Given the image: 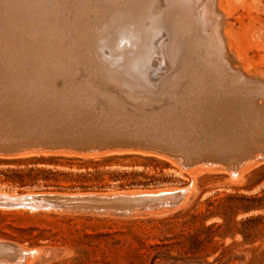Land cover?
Masks as SVG:
<instances>
[{
	"label": "rangeland",
	"instance_id": "1",
	"mask_svg": "<svg viewBox=\"0 0 264 264\" xmlns=\"http://www.w3.org/2000/svg\"><path fill=\"white\" fill-rule=\"evenodd\" d=\"M146 1L0 0V117L23 136L15 138L10 150H0L5 151L0 152V195L28 201L27 195L38 194L187 188L177 206L129 214L5 204L0 207V240L16 243L31 256L18 264H264V137L240 156L222 130L206 124L204 117L186 119L190 115L183 114L195 90L207 89L203 60H211L213 45L221 48L222 41L213 32L208 41L204 26L196 32L176 28L159 49L156 33L165 28L148 31L153 27ZM215 8L237 75L226 63L222 67L239 86L264 91V0H215ZM109 31L114 37L119 31L123 38L117 54L124 65L135 59L146 38V57L154 63L156 54L169 63L168 54L180 52L160 89L147 93L153 97L118 81L121 74L110 65L116 59L102 53L108 49ZM198 121L200 131L190 124ZM130 133L170 140L187 151L208 147L214 154H200L185 164L179 156L145 151L75 152L101 144L79 147L68 141ZM29 168L56 173L45 178Z\"/></svg>",
	"mask_w": 264,
	"mask_h": 264
},
{
	"label": "bare ground",
	"instance_id": "2",
	"mask_svg": "<svg viewBox=\"0 0 264 264\" xmlns=\"http://www.w3.org/2000/svg\"><path fill=\"white\" fill-rule=\"evenodd\" d=\"M3 1V0H2ZM21 1V0H20ZM75 1V0H74ZM145 1V0H144ZM15 2V0H14ZM34 2V1H33ZM40 2V1H39ZM140 2V0H139ZM9 3V2H8ZM23 3V1H22ZM100 3V2H99ZM138 3V2H137ZM148 9L149 10V21L150 26L152 25L153 29L150 27L148 31L150 33L154 32L153 30L155 28H165L161 31L157 32L156 35L159 37L157 44L159 45V49L161 48L162 44L167 45V36H170L171 29H178L181 28L183 30H196L202 29L203 27V34L205 33V38L210 41L212 37V32L214 36H216L218 39H220L221 42V48L220 46L213 45V53L211 54L213 57L208 59V61H204L203 65V73L202 75L206 76V78H209L210 81L208 82L205 80L206 84V90L196 89L195 93L196 95L189 97L188 104L191 105L190 107H187L184 109L183 114L190 115V117H186V119L194 118V119H200L201 117H204L206 119V124H211L212 127H214L216 130H222L224 132V136L226 137V140H229L228 144H233V146L238 147L236 151H238L240 156L247 154V147L249 145L254 146L253 144L257 140V138H263L264 137V91L261 89H256V87H249L244 88L242 86H239L235 81L234 77L237 75L238 69L236 67H233L232 61L233 57L228 52L227 44H225L224 36L222 33L221 28V15L215 8V0H147L146 1ZM10 4H12L10 2ZM9 4V5H10ZM105 4V3H104ZM2 5V3H0ZM13 5V4H12ZM28 5V4H27ZM47 5V4H46ZM45 5V6H46ZM100 5V4H99ZM139 5V4H138ZM137 5V6H138ZM143 5V4H142ZM103 6V5H102ZM7 7V5H6ZM9 7V6H8ZM7 7V8H8ZM15 7V6H14ZM13 8V7H12ZM11 8V9H12ZM19 8V7H18ZM37 9V8H36ZM145 9V8H144ZM147 9V8H146ZM2 10V9H1ZM5 10V9H4ZM8 10V9H7ZM38 10V9H37ZM11 11V10H9ZM115 11V10H114ZM132 11V10H131ZM134 11V10H133ZM136 11V10H135ZM143 11V10H142ZM1 12V11H0ZM3 12V11H2ZM19 12V11H18ZM17 12V13H18ZM4 13V12H3ZM8 13V12H7ZM16 13V14H17ZM145 13V12H144ZM1 14V13H0ZM48 14V13H47ZM119 14V12H118ZM123 14V13H122ZM8 15V14H6ZM10 15V14H9ZM76 15V14H75ZM80 15V14H79ZM195 15V19H193L192 16ZM78 16V15H76ZM106 16V15H105ZM8 17V16H7ZM108 17V16H107ZM116 17V15H115ZM135 17V16H134ZM197 17V18H196ZM3 18H6V16ZM2 18V20H3ZM16 18V16H15ZM29 18V17H28ZM129 18V17H128ZM184 18V19H183ZM189 18V19H186ZM1 19V16H0ZM101 19V18H100ZM181 19L182 21H180ZM1 20V21H2ZM77 20V19H76ZM124 20V19H123ZM193 20V22H192ZM8 21V18H7ZM10 21V20H9ZM80 21V20H79ZM107 21V20H106ZM129 21V20H128ZM29 22V21H28ZM115 22V21H114ZM191 22L193 24H191ZM8 23V22H7ZM17 23V22H15ZM141 23V22H140ZM223 23V22H222ZM13 24V23H12ZM11 24V25H12ZM21 24V23H20ZM79 24V22H78ZM29 25V23H28ZM3 26V25H2ZM32 26V24H31ZM38 26V25H36ZM77 26V25H76ZM127 26V25H126ZM223 26V25H222ZM21 27V26H20ZM26 27V26H25ZM7 28V27H5ZM27 28V27H26ZM209 28V30H208ZM11 29V28H10ZM22 30V28H20ZM19 29V30H20ZM30 29V28H29ZM40 29V28H39ZM113 29V28H112ZM5 30V29H4ZM31 30V29H30ZM29 30V31H30ZM36 30V29H35ZM41 30V29H40ZM39 30V34H40ZM47 30V29H46ZM80 30V29H79ZM99 30V29H98ZM140 30V29H139ZM33 31V30H32ZM101 31V30H100ZM123 31V30H122ZM127 31V30H126ZM138 31V30H137ZM10 32V31H9ZM31 32V31H30ZM36 32V31H35ZM45 32V31H44ZM53 32V31H52ZM111 32L109 37L105 40L106 48L105 51L102 53L106 54L110 61L115 58L116 62L117 60H120L119 57L122 54L119 53L117 46L119 44V40L121 41L123 38L118 37L117 35L114 37L113 31ZM141 32V31H140ZM13 33V32H12ZM25 33V32H24ZM23 33V34H24ZM27 33V32H26ZM92 33V31H91ZM129 33V31H128ZM14 34V33H13ZM32 34H34L32 32ZM173 34V33H172ZM199 34V32H198ZM202 34V31L200 32ZM29 35V34H28ZM34 35H38L37 33ZM136 35V34H135ZM140 35V34H139ZM21 36V35H20ZM25 36V35H24ZM39 36V35H38ZM62 36V35H61ZM143 36V34H142ZM213 36V37H214ZM37 37V36H36ZM118 37V41H117ZM126 37V36H125ZM144 37V36H143ZM12 38V37H11ZM30 38L31 37L30 35ZM121 38V39H120ZM84 39V38H83ZM145 39V38H144ZM34 40H36L34 36ZM75 40V39H74ZM91 40V39H90ZM13 41V40H12ZM21 41V40H20ZM33 41V40H32ZM59 41V40H58ZM141 41V38H140ZM219 41V40H218ZM4 42V41H3ZM8 42V41H7ZM37 42V41H36ZM71 42V41H70ZM97 42V41H96ZM193 42V41H192ZM20 43V42H19ZM59 43V42H58ZM76 43V42H75ZM135 43V42H134ZM138 43V42H136ZM141 43V42H140ZM152 43V42H151ZM9 44V43H8ZM17 44V43H16ZM69 44V43H68ZM153 44V43H152ZM6 45V44H5ZM12 45V44H11ZM86 45V44H85ZM147 38H146V44L143 42L141 43L139 49L137 50L135 54V59H131L129 62L125 64L124 73H121V76H117L118 81L122 85H129L132 86V90L140 91L142 94L151 93L152 91H156L157 89H160L163 82L167 79V77L170 75L172 66L170 64L173 63V60L177 57V54L180 53L178 51L171 52L168 54L169 63L167 62V58H159L157 63H154L152 58L148 59L146 57L147 55ZM2 46V45H1ZM4 46V45H3ZM10 46V45H9ZM201 46V45H200ZM126 47V46H125ZM154 47V46H153ZM26 48V47H25ZM23 48V49H25ZM91 48V47H90ZM89 48V49H90ZM186 48V47H185ZM210 48V47H209ZM14 49V47H13ZM123 49V48H122ZM126 49V48H124ZM149 49V48H148ZM153 49V48H152ZM176 49V48H175ZM188 49V48H187ZM26 50V49H25ZM72 50V49H71ZM86 50H88L86 48ZM151 50V49H150ZM6 51V50H5ZM30 51V50H29ZM121 51V49H120ZM190 51V50H189ZM75 52V51H74ZM73 52V53H74ZM91 52V51H90ZM155 52V51H154ZM153 52V53H154ZM23 53V52H22ZM25 53V52H24ZM29 53V52H28ZM27 53V54H28ZM31 53V51H30ZM101 53V55H103ZM152 53V52H151ZM164 53V52H163ZM21 54V52H20ZM52 54V53H51ZM111 54H117L111 57ZM156 54V53H155ZM160 54V53H159ZM15 55V54H14ZM97 55V54H96ZM149 55H151L149 53ZM153 55V54H152ZM157 55V54H156ZM180 55V54H179ZM21 56V55H20ZM104 56V55H103ZM161 56V54H160ZM4 57V56H3ZM13 57V55H12ZM165 57V55H164ZM22 58V57H21ZM28 58V57H27ZM69 59V58H68ZM154 59V58H153ZM26 60V59H25ZM28 60V59H27ZM178 60V59H177ZM124 63V60H122ZM37 62V61H36ZM114 62H111L110 65L113 66ZM164 63V66H161V69L164 71L163 74H160V76L156 79L157 81V87L155 89H151L148 85V79H153V71H155L156 67L158 68V65ZM187 62V61H186ZM43 63V62H42ZM51 63V62H50ZM226 63L227 68L234 71V77L232 78V75L229 74L227 69H224V64ZM37 64V63H36ZM123 65V64H122ZM229 65V66H228ZM16 66V65H15ZM42 66V65H41ZM196 66V65H195ZM223 66V67H222ZM33 68V67H32ZM44 68V66H43ZM34 69V68H33ZM207 69V71H205ZM220 69V70H219ZM234 69V70H233ZM31 70V69H30ZM44 70V69H43ZM37 71V70H36ZM133 72L135 75V81L130 80L126 72ZM21 72V71H20ZM210 73V76H209ZM20 74V73H19ZM23 74V73H22ZM39 74V73H38ZM81 74V73H80ZM222 74H225L223 77ZM25 75V74H24ZM158 74H155L154 76H157ZM15 77V76H14ZM244 77V76H243ZM247 77V76H246ZM12 78V77H11ZM203 78V77H202ZM226 79V80H224ZM254 79V78H253ZM56 80V79H55ZM69 80V78H68ZM200 81V80H199ZM244 81V80H243ZM263 81V80H262ZM14 82V81H13ZM12 82V83H13ZM19 82V81H18ZM35 82V81H34ZM197 82V81H196ZM253 82V81H252ZM256 82V81H255ZM66 83V82H65ZM69 83V82H68ZM20 84V83H19ZM203 84V83H202ZM11 85V84H10ZM69 85V84H68ZM241 85V84H240ZM243 85V84H242ZM249 85V84H248ZM1 86V85H0ZM25 86V85H24ZM196 86V85H195ZM19 87V86H18ZM37 87V86H36ZM76 87V86H75ZM171 87V86H170ZM183 87V86H182ZM218 87V88H217ZM17 88V87H16ZM23 88V87H22ZM259 88V87H257ZM34 89V88H33ZM36 89V88H35ZM7 90V89H6ZM165 90V89H164ZM5 92V91H4ZM164 92V91H163ZM22 93V92H21ZM24 93V92H23ZM22 93V94H23ZM31 93V92H30ZM67 93V92H66ZM81 94V93H80ZM154 94V92H153ZM42 95V94H41ZM151 97L153 95L147 94ZM161 95V94H160ZM175 95V94H173ZM65 96V95H64ZM42 97V96H41ZM123 98V97H122ZM1 99V98H0ZM15 99V98H14ZM22 99V98H21ZM196 99V100H195ZM27 100V99H26ZM51 100V99H50ZM112 100V99H111ZM62 102V101H61ZM113 102V101H112ZM177 102V101H176ZM30 104V103H29ZM63 104V103H62ZM73 104V103H72ZM148 104V103H147ZM86 105V104H85ZM117 105V104H116ZM151 105V104H150ZM66 106V105H65ZM152 106V105H151ZM169 108V107H168ZM13 109V108H12ZM19 109V108H18ZM95 109V108H94ZM93 109V110H94ZM149 109V108H148ZM167 110V109H166ZM57 111V110H56ZM70 111V110H69ZM152 111V110H151ZM151 111L149 113H151ZM3 112V111H2ZM9 113V112H8ZM95 113V112H94ZM112 114V112H110ZM3 115V114H2ZM92 115V114H91ZM110 115V114H109ZM165 115V114H164ZM15 116V115H13ZM21 116V115H20ZM32 116V115H31ZM40 116V115H39ZM82 116V115H81ZM199 116V117H198ZM41 117V116H40ZM48 117V116H47ZM50 117V116H49ZM56 117V116H55ZM119 117V116H118ZM58 118V116H57ZM120 118V117H119ZM169 118V117H168ZM33 119V118H32ZM90 119V118H89ZM114 119V118H113ZM7 120V119H6ZM22 120V119H21ZM20 120V121H21ZM49 120V119H48ZM77 120V119H76ZM12 121V120H10ZM26 121V119H25ZM28 121V120H27ZM55 121V120H54ZM83 121V120H82ZM90 121V120H89ZM22 122V121H21ZM92 122V121H91ZM109 122V121H108ZM29 123V122H28ZM37 123V122H35ZM41 123V121H40ZM63 123V122H61ZM86 123V122H85ZM11 123H8V121H3L0 117V150L6 149L10 150L12 146L15 145V138L22 136L19 133L16 134L18 130H14L13 125ZM14 124V123H13ZM26 124V123H24ZM60 124V122H59ZM58 124V125H59ZM77 124V123H75ZM94 124V123H93ZM162 124V123H158ZM194 129H197L200 131L201 129L198 128L201 124V121L190 123ZM36 125V124H35ZM30 126V125H29ZM70 126V125H69ZM105 126V125H104ZM143 126V125H142ZM209 126V125H208ZM210 126V127H211ZM26 127V125H25ZM24 127V128H25ZM89 127V126H88ZM41 128V127H40ZM63 128V127H62ZM79 128V127H78ZM84 128V127H83ZM120 128V127H119ZM16 129V127H15ZM19 129V128H18ZM43 129V128H41ZM47 129V128H46ZM61 129V128H60ZM77 129V128H76ZM81 129V128H80ZM159 129V128H158ZM186 129V128H185ZM63 130V129H62ZM95 130V129H94ZM97 130V129H96ZM128 130V129H127ZM214 130V129H213ZM23 131V130H22ZM25 131V130H24ZM23 131V132H24ZM47 131V130H46ZM45 131V132H46ZM53 131V130H52ZM61 131V130H60ZM81 131V130H80ZM86 131V130H85ZM91 131V130H89ZM114 131V130H113ZM122 131V130H121ZM129 131V130H128ZM131 131V130H130ZM221 131V132H222ZM40 132V131H39ZM44 132V131H43ZM55 132V131H54ZM52 132V133H54ZM65 133V131H63ZM119 132V131H118ZM206 132V131H205ZM27 133V131H26ZM32 133V132H31ZM35 133V132H34ZM42 133V132H41ZM49 133V132H48ZM51 133V132H50ZM75 133V132H74ZM83 133V132H82ZM88 133V132H87ZM102 133V132H101ZM25 134V133H24ZM131 134V135H130ZM125 138L119 137L118 139L114 138H103V137H95V136H88V137H80L78 140L76 138H73L71 141V144H78L79 147H82L84 145H95V144H101V146H108L112 144H118V145H130V144H146L147 146L149 144H153L156 147H160L157 149H150L151 151L157 154H166L171 156H179L183 162L191 163L193 159L198 158L200 154H214L211 152V149L208 147H199V148H193L190 151L186 150V147L184 145H180L179 143L172 142L170 140H165L163 138L158 137H147L145 135H134L133 133H130ZM65 135V134H64ZM77 135V133H76ZM75 135V136H76ZM89 135V134H87ZM222 135V134H221ZM74 136V135H73ZM78 136V135H77ZM83 136V135H82ZM98 136V135H97ZM100 136V135H99ZM115 136V135H114ZM23 137V136H22ZM68 137V135H67ZM220 138V137H219ZM203 139V138H202ZM264 140V139H263ZM66 141V142H68ZM262 141V140H261ZM257 142V141H256ZM260 142V140H259ZM203 144V143H202ZM264 144V143H263ZM261 144V145H263ZM204 145V144H203ZM100 146V145H95ZM256 146V145H255ZM212 147V146H211ZM214 147V146H213ZM235 147V148H236ZM221 150V149H220ZM262 150V149H261ZM260 151V150H258ZM2 153H5V151H0ZM257 152V151H256ZM210 153V154H209ZM230 153V152H229ZM260 153V152H259ZM258 153V154H259ZM257 154V153H256ZM255 154V155H256ZM207 155V156H208ZM249 155V153H248ZM214 157V156H213ZM260 159H264V155L260 157ZM216 160V159H215ZM251 163V162H250ZM244 164V163H243ZM247 164V163H246ZM234 174V173H233ZM237 174V173H236ZM236 176V175H235ZM235 178V177H234ZM183 190L186 192L187 188H183ZM162 191V190H161ZM158 191H152V192H119V193H81V194H64L63 196H82L86 195L87 197L84 198L83 204H78V207L82 208H92V209H99V210H112L114 207L107 205L110 203V200H107L105 196L109 195H135V194H142V193H156ZM57 194V193H54ZM99 195V196H97ZM53 196L52 194H38L34 197L35 199H30L28 201H25L24 198H17V199H7L4 197L3 202L7 206H18V205H28L30 207H42L39 205L40 202H43L45 200H50L49 198ZM12 197V196H11ZM36 199L38 200L36 202ZM114 201V200H113ZM116 202L118 200H115ZM1 203V201H0ZM14 204V205H13ZM32 204V205H31ZM22 208V207H21ZM115 210V209H114ZM5 248V245L0 243V254L3 252L2 250ZM18 250L24 251L21 248L17 246ZM25 252V251H24ZM26 253V252H25ZM14 253H5L0 256V264H7L13 261V264H16L19 259H23L24 257L18 255H13Z\"/></svg>",
	"mask_w": 264,
	"mask_h": 264
},
{
	"label": "water",
	"instance_id": "3",
	"mask_svg": "<svg viewBox=\"0 0 264 264\" xmlns=\"http://www.w3.org/2000/svg\"><path fill=\"white\" fill-rule=\"evenodd\" d=\"M157 58H160L159 55H156ZM162 63V62H160ZM123 64V65H122ZM161 66H164V63L158 65V68L156 67L155 71L153 73L158 74L157 76H152L153 79H148V85L151 89H155L157 87V81L156 80L160 74H163L164 71L161 69ZM125 65L123 61L117 60L113 64V68L116 69L118 73H124ZM130 80L135 81V73L133 72H126ZM40 149H59L60 147H46V146H38ZM35 147V148H38ZM62 148V147H61ZM160 147H156L153 144H149L148 146L146 144H130V145H108V146H91V147H84V148H72V147H65L64 149H73L75 152H85V151H91V150H120V151H132V152H139L141 151H151L150 149H157ZM49 199L45 200L43 202H40L39 205L42 207H54L56 209H64V208H81L78 207V204H83L84 198H86V195L82 196H63V194H52ZM185 191L183 189H176L172 191H165V192H156V193H142V194H135V195H109L105 196L107 200H110V203L107 205H110L114 207L112 210H103V211H112L119 214H129L134 212H141V211H149L154 208L159 207H173L177 206L182 203V200L184 198ZM99 196V195H97ZM35 199L36 197H31L29 195L26 196V199ZM4 196L0 195V207L4 206ZM114 200V201H113ZM115 200H118L117 202ZM38 200L36 199V202ZM14 205V204H13ZM32 205V204H31ZM7 206V205H5ZM81 209H92V208H81ZM99 210V209H94ZM102 211V210H100ZM0 243L5 245V248L2 250L0 256L5 253H14L13 255H18L22 257H26L27 259L30 257H27V254L24 251L18 250L17 245L14 242L6 241V240H0ZM25 259V258H24ZM24 262L23 259H20L18 263ZM13 263V261L11 262Z\"/></svg>",
	"mask_w": 264,
	"mask_h": 264
},
{
	"label": "trees",
	"instance_id": "4",
	"mask_svg": "<svg viewBox=\"0 0 264 264\" xmlns=\"http://www.w3.org/2000/svg\"><path fill=\"white\" fill-rule=\"evenodd\" d=\"M54 158H55L54 156L47 157V159H54ZM38 159H43V158L40 157ZM28 171L42 173L45 178L48 177L49 174L54 175V173H56L54 171H51V170L45 169V168H34V169L33 168H29Z\"/></svg>",
	"mask_w": 264,
	"mask_h": 264
}]
</instances>
